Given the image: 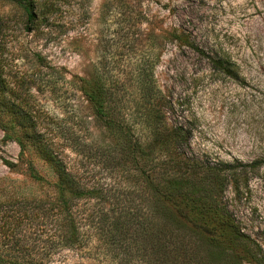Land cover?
Listing matches in <instances>:
<instances>
[{
  "label": "rangeland",
  "instance_id": "374dc122",
  "mask_svg": "<svg viewBox=\"0 0 264 264\" xmlns=\"http://www.w3.org/2000/svg\"><path fill=\"white\" fill-rule=\"evenodd\" d=\"M25 16L14 0H0L1 78L14 85L12 98L0 92V201L51 193L31 178L30 165L55 179L32 128L9 101L20 102L37 128L54 130L70 160L81 138L107 139L84 82L131 86L150 67L171 101L170 122L191 131L190 152L226 164L224 200L264 253V0H63L30 31ZM214 59L237 76L214 67ZM80 149L90 155L83 159L86 180L135 187V177L111 173L93 148ZM130 198L139 202L134 193ZM80 261L88 263L73 254L56 263Z\"/></svg>",
  "mask_w": 264,
  "mask_h": 264
},
{
  "label": "trees",
  "instance_id": "16d2710c",
  "mask_svg": "<svg viewBox=\"0 0 264 264\" xmlns=\"http://www.w3.org/2000/svg\"><path fill=\"white\" fill-rule=\"evenodd\" d=\"M62 2L14 0L29 31ZM212 63L237 76L223 61ZM1 71L0 92L10 99L14 85ZM81 89L107 139L81 138L71 147L77 158L70 160L54 130L37 128L20 102L9 101L32 128L55 179L47 181L30 165L31 178L49 185L51 193L0 201V264H57L69 254L88 261L76 264H264L260 245L224 200L226 164L190 152L191 131L170 122L171 101L150 67L131 86L95 78ZM13 138L24 148L19 135ZM81 147L93 148L111 173L135 177V187L86 180L83 159L90 155Z\"/></svg>",
  "mask_w": 264,
  "mask_h": 264
}]
</instances>
